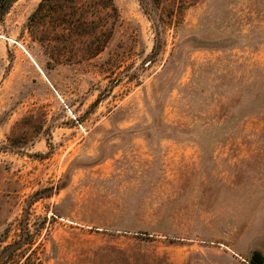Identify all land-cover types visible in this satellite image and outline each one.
Instances as JSON below:
<instances>
[{
  "label": "rangeland",
  "instance_id": "374dc122",
  "mask_svg": "<svg viewBox=\"0 0 264 264\" xmlns=\"http://www.w3.org/2000/svg\"><path fill=\"white\" fill-rule=\"evenodd\" d=\"M41 1L0 14V264L264 257V0H78L32 34Z\"/></svg>",
  "mask_w": 264,
  "mask_h": 264
},
{
  "label": "trees",
  "instance_id": "16d2710c",
  "mask_svg": "<svg viewBox=\"0 0 264 264\" xmlns=\"http://www.w3.org/2000/svg\"><path fill=\"white\" fill-rule=\"evenodd\" d=\"M14 1L15 0H0V14L6 13ZM77 1L78 0H42L41 3L39 4L38 8L36 9V11L30 17L29 22H28V27L30 28L32 34L38 33V28H37L38 19H42V20L47 22L48 20H51L55 16H58V18H60L59 21L62 22V24H60V26L64 25L63 24L64 22L70 24L72 21L73 22L75 21L78 24H85L86 21H84L83 18L76 15L75 13L67 14L66 12H62V11H64L65 6L69 7V9L72 10L74 8L75 3H77ZM108 1L109 2L104 5V8H106V9L111 8L113 11H116V8L114 7V5L112 3V0H108ZM169 24H170V21H167V19L166 20L162 19L158 23H155V22L153 23L155 31H156V37H157L156 45L154 47V53L155 54L161 48V46H160L161 37L164 34L167 27L169 26ZM59 41L64 42V40H62L61 38H54V39L48 38V40H47L48 45H52L51 47H54V50L57 49L56 44ZM103 42L104 41H102L100 39V40H98V42L95 46L90 48L91 50L89 51V54L86 55L87 59L96 57L103 50V45H100V43H103ZM93 43H94V41H91V44H93ZM57 55H61V54L58 53ZM25 242H26V237L24 236L23 241L19 243L17 248H20L23 245H25ZM10 247H12V246H10ZM5 252H4V254H5ZM4 258H5V256H2L1 260L3 261ZM251 264H264V257L262 256V254L255 253L253 255Z\"/></svg>",
  "mask_w": 264,
  "mask_h": 264
}]
</instances>
